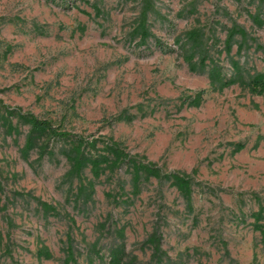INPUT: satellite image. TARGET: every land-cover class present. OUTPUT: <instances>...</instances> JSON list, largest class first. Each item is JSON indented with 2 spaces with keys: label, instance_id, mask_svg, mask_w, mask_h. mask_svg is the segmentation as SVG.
<instances>
[{
  "label": "rangeland",
  "instance_id": "374dc122",
  "mask_svg": "<svg viewBox=\"0 0 264 264\" xmlns=\"http://www.w3.org/2000/svg\"><path fill=\"white\" fill-rule=\"evenodd\" d=\"M140 7L0 0V99L74 135L46 133L26 149L30 125L0 109V264H264V92L249 85L264 74V0H154L146 39ZM234 24L247 41L239 49L237 34L228 51ZM214 66L239 79L214 85ZM77 136L95 141L85 155L101 160L99 176L90 163L70 173ZM110 140L163 174L188 173L189 196L113 166Z\"/></svg>",
  "mask_w": 264,
  "mask_h": 264
},
{
  "label": "trees",
  "instance_id": "16d2710c",
  "mask_svg": "<svg viewBox=\"0 0 264 264\" xmlns=\"http://www.w3.org/2000/svg\"><path fill=\"white\" fill-rule=\"evenodd\" d=\"M141 7L137 17L135 31L142 39H146L151 35L149 29V15L154 11V0H140ZM94 8L99 11V6L94 3ZM240 34L243 41L241 44L238 45L239 49L243 48L244 43L247 41V31L240 25L234 24L232 25L227 32V36L225 39V48L226 50H230L233 46V42L235 36ZM188 40L192 41V48L193 54L198 55L199 57H203L205 52L204 48V34L202 31L198 29H192L187 32ZM262 47V46H260ZM190 49L186 50L184 53V57L191 61L192 57H189ZM204 58H201V61L204 62ZM237 67V65H235ZM210 76L212 78V82L215 85L216 81L221 82L220 87L224 88L235 83L239 77H231L230 79H225L220 72V70L214 66L210 69ZM249 85L251 89L257 93L264 92V74L256 73L250 78ZM214 88H216L214 86ZM203 93L204 90H200L196 93L195 98L191 101L194 105H199L200 102L203 100ZM0 109H3L5 113L8 115H15L19 118H23L29 125L30 130L28 135L25 139V147L26 149L35 148L39 146V142L43 136V134H50L55 137H60L64 139H68L74 136L71 132L67 130H62L45 118H40L32 113H22L16 112L15 109H10L8 105H6L0 99ZM95 141H88L85 140L83 137L77 136L74 141V145L71 148L70 153L68 154L69 161L71 163L70 173L72 175H79L84 166L88 163L91 164L92 172L94 176H99L101 172V160L98 158L88 157L85 155V149L89 146H95ZM41 146V145H40ZM109 149L112 153V161L111 164L113 166L122 164L123 162H129L132 165L134 178L139 179L141 175L145 174L147 176H156L158 178H165V179H172L181 189H184V192L187 196L190 194V176L188 173L185 172H173L163 174L161 170L152 162H142L141 160H137L135 157H131L127 154L124 149L115 141L110 140ZM27 195H31V193H27ZM38 202L43 206L44 209L48 210L51 206L40 199ZM154 256L159 255L161 252V244L156 240V235H154V239L152 241ZM38 255L40 257L50 258L51 251L46 245H41L38 248Z\"/></svg>",
  "mask_w": 264,
  "mask_h": 264
}]
</instances>
